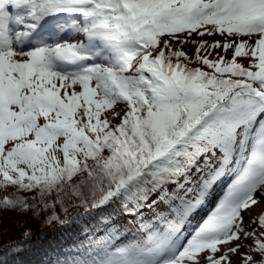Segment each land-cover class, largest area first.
<instances>
[{
  "label": "snow or ice",
  "instance_id": "6c2138e0",
  "mask_svg": "<svg viewBox=\"0 0 264 264\" xmlns=\"http://www.w3.org/2000/svg\"><path fill=\"white\" fill-rule=\"evenodd\" d=\"M0 193L50 264H264V0H0Z\"/></svg>",
  "mask_w": 264,
  "mask_h": 264
},
{
  "label": "trees",
  "instance_id": "16d2710c",
  "mask_svg": "<svg viewBox=\"0 0 264 264\" xmlns=\"http://www.w3.org/2000/svg\"><path fill=\"white\" fill-rule=\"evenodd\" d=\"M226 183L218 185L215 191V195L226 187ZM56 205L54 209H48L43 211L42 215L38 218H34L33 215L27 216V214H19L6 212V216H3L0 212V248L10 242L21 241L23 239V234L27 231L31 233V244L32 250L23 253L20 257L22 264H50L54 262L57 255H63L60 252L61 248H66V246L73 243V239L70 238L64 229H61L56 223L47 225L44 223L46 217L51 215L53 211L56 214L61 215L60 206ZM51 211V212H50ZM82 209H71L70 212H79ZM204 209L201 210L196 217H200ZM131 219L129 217L121 216L115 221L117 225H125L127 221ZM75 231V229L71 230ZM63 241V243H61ZM49 253L48 256L44 255V252Z\"/></svg>",
  "mask_w": 264,
  "mask_h": 264
},
{
  "label": "rangeland",
  "instance_id": "374dc122",
  "mask_svg": "<svg viewBox=\"0 0 264 264\" xmlns=\"http://www.w3.org/2000/svg\"><path fill=\"white\" fill-rule=\"evenodd\" d=\"M218 38V37H217ZM210 39V38H209ZM184 50L189 54L192 55L194 50H195V46L194 45H187L185 46ZM230 53H228L227 56H229ZM239 60V59H238ZM119 109L118 111L122 110V107L117 108ZM115 122H118V118ZM7 193H0V195H5ZM22 195V194H21ZM31 195V194H30ZM257 196L260 198V203H258L252 210L251 212H245L244 216H245V220L246 221H250L252 217H254L257 213H259L261 211V209H264V197H260V194L258 193ZM31 202V201H29ZM59 206H57L56 208L58 209ZM6 212H11V213H17L16 211H5L3 214V216H6ZM48 212V211H47ZM51 212V211H50ZM27 214V216L33 215V213L31 211L24 213ZM43 214V211L40 213V215Z\"/></svg>",
  "mask_w": 264,
  "mask_h": 264
}]
</instances>
